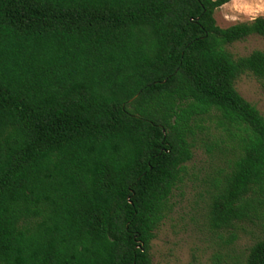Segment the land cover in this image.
<instances>
[{"label":"trees","instance_id":"1","mask_svg":"<svg viewBox=\"0 0 264 264\" xmlns=\"http://www.w3.org/2000/svg\"><path fill=\"white\" fill-rule=\"evenodd\" d=\"M231 0H0V264H153L194 149L217 151L208 220L264 219V15ZM236 264H264V237Z\"/></svg>","mask_w":264,"mask_h":264},{"label":"rangeland","instance_id":"2","mask_svg":"<svg viewBox=\"0 0 264 264\" xmlns=\"http://www.w3.org/2000/svg\"><path fill=\"white\" fill-rule=\"evenodd\" d=\"M243 1L217 9V24L227 27L264 15V0H246L245 5ZM229 49L236 55H247L254 49H264V37L251 35ZM236 88L264 115V79L247 73L237 79ZM224 166L217 151L209 153L203 144L194 149L183 182L173 190L172 209L152 241L153 264H236L255 241L264 237V219L238 223L229 229H217L208 220L211 182Z\"/></svg>","mask_w":264,"mask_h":264},{"label":"crops","instance_id":"3","mask_svg":"<svg viewBox=\"0 0 264 264\" xmlns=\"http://www.w3.org/2000/svg\"><path fill=\"white\" fill-rule=\"evenodd\" d=\"M240 1H242V0H231L230 2H228V3L224 4V5H232V4L237 3V2H240ZM245 2H246V0H245ZM245 2L243 1L244 5H245Z\"/></svg>","mask_w":264,"mask_h":264}]
</instances>
